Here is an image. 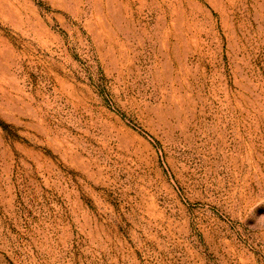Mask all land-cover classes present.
I'll return each mask as SVG.
<instances>
[{
	"label": "rangeland",
	"instance_id": "374dc122",
	"mask_svg": "<svg viewBox=\"0 0 264 264\" xmlns=\"http://www.w3.org/2000/svg\"><path fill=\"white\" fill-rule=\"evenodd\" d=\"M0 264H264V0H0Z\"/></svg>",
	"mask_w": 264,
	"mask_h": 264
}]
</instances>
